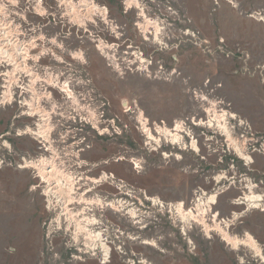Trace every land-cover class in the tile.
I'll list each match as a JSON object with an SVG mask.
<instances>
[{"label": "rangeland", "instance_id": "rangeland-1", "mask_svg": "<svg viewBox=\"0 0 264 264\" xmlns=\"http://www.w3.org/2000/svg\"><path fill=\"white\" fill-rule=\"evenodd\" d=\"M10 1L0 0L1 19L18 30L20 44L31 33L28 69L39 76L40 104L51 111L54 147L25 131L38 122L24 104L32 100L30 75L18 72L12 104L4 99L13 67L0 58V264H264L250 248H233L218 231L185 224L166 206L182 202L189 208L198 197L216 194L207 223L215 225L216 214L231 235L249 233L264 257V0H135L131 7L129 0H70L79 7L95 2L107 11L105 17H81L84 23L74 22L61 0ZM145 16L159 24L157 37L154 27L142 29ZM55 32L61 35L54 40ZM45 38V48L36 49ZM70 59L69 67L63 61ZM49 79L68 81L78 105ZM209 110L228 116L226 131L192 124L209 121ZM140 113L157 140L147 138ZM176 122L183 126V141L174 144L161 130ZM71 131L78 148L63 142ZM76 149L79 159L92 162L87 167L105 172L91 179L102 185L85 198H100L103 206L79 204L75 193L68 208H85L79 218L99 221L93 229L103 232L109 257L85 246L82 236L75 242L68 222L58 227V202L51 199L45 208L48 183L24 167L50 168L55 161L76 181ZM245 194L263 200L244 202ZM111 201L117 207L104 204Z\"/></svg>", "mask_w": 264, "mask_h": 264}, {"label": "bare ground", "instance_id": "bare-ground-1", "mask_svg": "<svg viewBox=\"0 0 264 264\" xmlns=\"http://www.w3.org/2000/svg\"><path fill=\"white\" fill-rule=\"evenodd\" d=\"M61 1L66 6L65 11L69 15V17L74 20V22L77 21L78 23H84L83 20L80 19L81 17H84L85 19L88 18V20H90V18L93 15H95L96 13L101 14L103 17H105L106 13H107L105 8H100L95 2H89L87 5L86 1H81L80 4L82 6L79 7L76 4L70 3V0H61ZM10 3H12V0L10 1ZM137 3L138 2H136L135 0L127 1V4L129 7H131L132 4H137ZM40 9L38 8L39 11H42ZM6 15H7L6 17L9 16L7 13H6ZM1 16L2 15H1V9H0V58H2L7 63V65H12V67H13L12 71L7 72V75H8L7 83H10V85L8 86L6 84L7 88L6 87L5 88L7 91L4 92V99L5 98L9 99L10 102H8V104H12V100H13L14 96H13L11 88H12L13 84L16 83L18 80L16 77L17 76L16 74L18 72L19 73H25L26 75H30L31 83L29 85V87H30L29 90L32 93V100L31 101L25 100L24 104L28 106L29 114L32 117L37 118L38 122L35 123L36 127H37L36 129L31 128L30 126H27L25 131L31 132L36 137L41 138L43 141L50 143L52 128L49 126V120L51 117L49 112H51V111L48 112L40 104V97L39 96L41 94H39L37 92V89L35 88L36 82L39 80V76L37 74H35L34 72H32L30 69H28L29 68L28 67V60L30 59V56H31L30 55V51H31L30 49L33 48V46H32L33 41H30L29 43L27 42V43L20 44L19 43V41H20L19 36H17V35H19L18 30H13L12 24H10V23L7 24V22H5L1 19ZM11 18L12 17L10 16V19ZM140 24H141V27L144 31H148V29L152 26V27H154V30H155L154 31L155 36L157 37L160 34L159 24L148 19L146 16H145V21H143ZM19 44H20V46L18 47ZM100 51H102V50H100ZM47 82H49V85L61 84L59 89L66 95V97L68 99H70L73 103L78 105L77 97H76L75 93L72 91V89L70 88L68 81H63L62 83H60L58 79H56V81L53 79H51V80L49 79ZM36 96L39 98L36 99V101H35ZM1 97H3V96H1ZM123 106L126 107L124 102H123ZM227 120H228V116L225 113H223V114H218L216 112L211 113V111L209 110V121H208V119H206V120L203 119V121H200V120H199V122L195 121V122H192V124L195 127L196 126H206L208 128L209 127H217L220 130L225 129V131H226V127H228ZM139 121L143 126V129H144L143 131H145L147 138L150 140H157V138H155L153 136L151 129L147 127V119H144L142 113H140V115H139ZM182 127L183 126L180 122H176V125L174 128H172V129L165 128L161 131H162L163 135L168 139V141L170 140V142L177 144V143H181L183 141V135H181V133L183 132ZM184 133L187 135L188 138L190 137L189 133H187L185 131H184ZM193 147L196 148L197 145L193 143ZM49 148L53 150V148L51 146ZM235 149L237 150L238 153H240L242 158H246L245 155L242 153V149L238 145H235ZM52 150H50V151H52ZM54 153L55 152L52 151V154H54ZM55 155H56V153H55ZM44 160L47 161L45 158H44ZM25 164L26 163L24 161V165ZM49 165H51L50 168H46L44 166H38V163L37 164L31 163V164L26 165L24 167H28V166L32 167L33 169L36 170L38 179H40V181L42 180L41 183H45V184L48 183V189L45 190V195L47 196V200L51 204V202H52L51 199H54V201L58 202V205L60 208V211L58 212L56 219H54L56 221L58 227L61 228L63 221L68 222L67 226L73 225V228H74L73 240H75V242H77L79 237L82 236L84 238L83 244L85 246H87V247L89 246L90 249L91 248L95 249L97 247V248H99V251H101L103 257H109L111 248L109 245H107L104 242L103 232L101 230L96 231V230H92L90 228V226L98 224V220H96L95 217L91 218V217L85 216L84 215V214H86V213H84L85 208H83V211L80 212V213H84L81 218H79L80 213L74 212L73 214L72 213L68 214L69 213L68 212V205H70L72 202H74V194L76 193L75 192V190H76L75 189V181H74V179H71L73 177H71L70 175L64 174L58 168L55 161L53 164H49ZM20 166H22V165H20ZM104 175H106V174H104ZM103 178H105V177H103ZM92 180L94 182L98 181L95 179H92ZM49 184H51L50 189H49V187H50ZM34 189H35V187H34ZM148 199L151 200L154 204H157L158 207L165 208V206L159 202L160 200L158 198L150 197ZM215 199H216V194L212 193V194L206 195L205 198L203 196L198 197L197 201L195 202V205L192 207H189V208L185 207L184 203H182V202H178L176 205L168 204L166 206H167V210L170 213H172L171 211H173L175 214H178L183 223L187 224V223L193 221L197 224L202 225L206 232H210L214 229L215 231H218L220 233L222 240L227 242L228 245H231L233 248H238L239 246L248 247L251 250H253L257 254V256H260V258L262 259V262L264 263V257L262 256V253H261V250L258 246V243L255 240V238L252 237L249 233H246L242 237L231 235L226 228H224L223 226L220 225V223L217 222L216 214L213 215V217H214L213 221H214L215 225L211 226L210 224L207 223V215H208L209 211L212 209V205L215 204V202H216ZM241 199L244 202L246 201L249 203L250 202L255 203V202L263 200L262 197L258 194H256V195L255 194H245V196ZM95 202L103 206V204H102L103 201H101L100 198L92 199V200L88 201V204H87V202L84 204L92 205V204H95ZM117 202L119 203V205L117 204L118 207L121 208L123 201L121 202V201L117 200L116 203ZM116 203L114 201H111L109 203H104V204L115 208V207H117V206H115ZM123 208H124V206H123ZM127 210L132 217L135 216V209L134 208H129ZM62 217H63V220H62ZM145 243L149 244L150 242L145 241ZM153 246H154V244H153Z\"/></svg>", "mask_w": 264, "mask_h": 264}, {"label": "flooded vegetation", "instance_id": "flooded-vegetation-1", "mask_svg": "<svg viewBox=\"0 0 264 264\" xmlns=\"http://www.w3.org/2000/svg\"><path fill=\"white\" fill-rule=\"evenodd\" d=\"M43 26H45V23L43 22L42 23V26L41 27H43ZM40 28V27H39ZM28 30H30V32H31V28H28ZM63 33H65L64 31H62ZM31 35V33H24V35H23V38H21V40L23 41V42H27V40H29L28 38H26V36H28V35ZM55 34H56V36H55V38H54V40L55 39H57V34H59V35H61V32H58V33H56L55 32ZM43 36H44V34H43ZM37 37H40V35H37ZM45 37V36H44ZM26 38V39H25ZM65 38H67V36H65ZM45 40H46V38L45 39H41L38 43H37V45H38V47L36 48V49H40L41 47H43V48H45L44 47V43H45ZM49 41H51L50 39H48ZM73 43H75V41H76V38L74 37V39H73ZM58 44V43H57ZM70 45H72V43H70ZM69 45V46H70ZM58 46V45H57ZM42 48V49H43ZM58 48H60L59 46H58ZM73 49H76V46L74 45V47H73ZM52 50V49H51ZM39 51L40 50H38V53H39ZM52 54V53H51ZM44 56V55H43ZM42 56V57H43ZM42 57L40 58L41 60H39L38 61V66H39V68L41 67H43L45 64H44V60H42ZM53 57V56H52ZM51 58V57H50ZM43 59H45V58H43ZM52 59V58H51ZM51 59H49V60H51ZM48 60V61H49ZM53 61H55L54 59H53ZM63 62H65V64H67V65H69V67L70 66H73V64H74V61L72 60V59H70L69 61H63ZM71 63H73V64H71ZM43 69V68H42ZM44 70V69H43ZM58 77V76H57ZM65 77V76H64ZM61 79V78H60ZM59 79V81H60V83H62V81L61 80H63V78L60 80ZM62 95V94H61ZM126 105V104H125ZM45 106V105H44ZM71 127V126H70ZM54 130V129H53ZM53 130H51V132L53 131ZM72 133H74V135H72L71 136V134L69 135V134H67L65 137H67V140H64L63 142H66L65 143V145L67 144V145H72V146H75V147H77L78 148V144H79V142L77 141V140H75V138H76V135H77V133L76 132H73V131H71ZM64 138V137H63ZM70 139H72L71 141H70ZM50 140H51V138H50ZM53 141V140H52ZM82 142V141H81ZM44 145V146H43ZM43 147H41V148H45L46 147V145L43 143ZM54 147V145L50 142H48V148L49 147ZM89 147V146H88ZM50 149V148H49ZM47 150V148H45V150L44 151H46ZM82 151L83 150H85V149H81ZM78 152H79V150L78 149H76V150H72V153H73V158L74 159H71L72 160V162H73V166L71 165V167H73V172H74V174H75V179H76V181H75V184H77V185H75V189H76V195L78 196V197H80V199H78V201H80L79 202V204L80 203H86L87 202V204H88V201H90L91 199H89V200H87V199H85V198H87V197H91L92 195H93V193H94V191L93 190H95L96 189V187L97 186H99V185H102V183L101 182H99L98 184H97V186L96 185H94V184H92V182H91V179L92 178H100L101 177V175L103 174V173H105L104 171H100V173L99 172H94L92 169L93 168H89V167H87V166H91L92 165V162H88V161H86V160H82V159H79L78 157H79V155H78ZM77 158V159H76ZM79 161L82 163L81 165H79ZM104 163H107V161L106 162H104ZM78 169H81V171H78ZM78 173L80 174V176L78 177ZM93 175H95V176H93ZM105 182H107V183H109L108 181H106L105 180ZM50 186H51V184H50ZM58 188V187H57ZM99 190V189H98ZM100 190H102V189H100ZM103 192H104V190H102ZM82 195V196H81ZM85 196V197H84ZM139 200V199H138ZM75 201V200H74ZM63 210V209H62ZM91 210V209H90ZM89 210V211H90ZM83 211V209L81 210V212ZM68 214H73L74 212L70 209V208H68ZM75 213H80V212H75ZM80 215H81V213H80ZM98 224H99V221H98ZM97 225V224H96ZM95 225H92L90 228L92 229V230H95V229H93V227H94ZM80 236V235H79ZM80 238H81V236L79 237V239H78V241L80 240ZM77 241V242H78Z\"/></svg>", "mask_w": 264, "mask_h": 264}, {"label": "built area", "instance_id": "built-area-1", "mask_svg": "<svg viewBox=\"0 0 264 264\" xmlns=\"http://www.w3.org/2000/svg\"><path fill=\"white\" fill-rule=\"evenodd\" d=\"M42 194L45 196V197H47L46 195H45V191H42ZM45 208L46 209H50V203L48 202V200H47V198H46V200H45ZM78 249V252H81L82 250H81V248H77ZM75 259H77V257H79V256H77L76 254H74V256H73Z\"/></svg>", "mask_w": 264, "mask_h": 264}]
</instances>
